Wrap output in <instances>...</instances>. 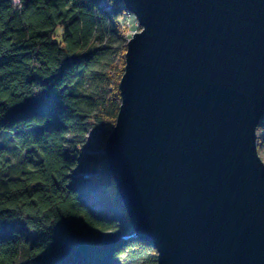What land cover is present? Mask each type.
<instances>
[{
	"label": "water",
	"instance_id": "1",
	"mask_svg": "<svg viewBox=\"0 0 264 264\" xmlns=\"http://www.w3.org/2000/svg\"><path fill=\"white\" fill-rule=\"evenodd\" d=\"M132 33L103 153L156 264H264V0H122Z\"/></svg>",
	"mask_w": 264,
	"mask_h": 264
},
{
	"label": "trees",
	"instance_id": "2",
	"mask_svg": "<svg viewBox=\"0 0 264 264\" xmlns=\"http://www.w3.org/2000/svg\"><path fill=\"white\" fill-rule=\"evenodd\" d=\"M101 2L0 0V264H156L86 139L103 149L125 63L126 9Z\"/></svg>",
	"mask_w": 264,
	"mask_h": 264
},
{
	"label": "rangeland",
	"instance_id": "3",
	"mask_svg": "<svg viewBox=\"0 0 264 264\" xmlns=\"http://www.w3.org/2000/svg\"><path fill=\"white\" fill-rule=\"evenodd\" d=\"M101 6L106 10H109V8H110L107 0H102ZM119 20L121 22L120 34L122 37L121 38L122 43L126 45L127 40L131 37L132 33L136 32V31H140L142 29V26L139 25L138 20L136 19L135 15L132 14L131 12H129L127 9L124 12V14L119 18ZM113 125H114V123L112 124V127H113ZM102 132H104V128L102 129L100 127L99 128L89 127L87 134H86V139H87L88 143H92L95 145L93 151L98 156L101 155V153H102V149L98 146L100 144ZM262 135H264V132H259V130L257 129L258 143L260 142ZM258 154H259L260 158L264 161V140L260 144H258ZM78 173L82 174L83 176L87 175L86 173H81V172H78ZM124 225H125V228H128L127 224H124ZM127 232H125V233H127Z\"/></svg>",
	"mask_w": 264,
	"mask_h": 264
},
{
	"label": "bare ground",
	"instance_id": "4",
	"mask_svg": "<svg viewBox=\"0 0 264 264\" xmlns=\"http://www.w3.org/2000/svg\"><path fill=\"white\" fill-rule=\"evenodd\" d=\"M102 152H103V150H102ZM129 229H130V228H129ZM129 229H128V230H129ZM128 236H130V235H128ZM137 236H138V235H137ZM138 237H139V236H138ZM139 239H141V238L139 237ZM141 240H143V239H141ZM143 241H145V240H143ZM147 242H148V241H147Z\"/></svg>",
	"mask_w": 264,
	"mask_h": 264
}]
</instances>
